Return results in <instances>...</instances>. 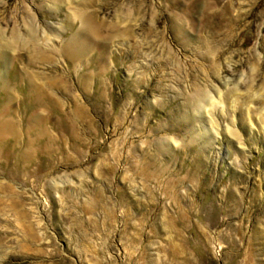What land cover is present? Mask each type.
<instances>
[{
  "label": "rangeland",
  "instance_id": "rangeland-1",
  "mask_svg": "<svg viewBox=\"0 0 264 264\" xmlns=\"http://www.w3.org/2000/svg\"><path fill=\"white\" fill-rule=\"evenodd\" d=\"M0 264H264V0H0Z\"/></svg>",
  "mask_w": 264,
  "mask_h": 264
},
{
  "label": "bare ground",
  "instance_id": "bare-ground-1",
  "mask_svg": "<svg viewBox=\"0 0 264 264\" xmlns=\"http://www.w3.org/2000/svg\"><path fill=\"white\" fill-rule=\"evenodd\" d=\"M86 16V15H85ZM42 99V98H41Z\"/></svg>",
  "mask_w": 264,
  "mask_h": 264
}]
</instances>
